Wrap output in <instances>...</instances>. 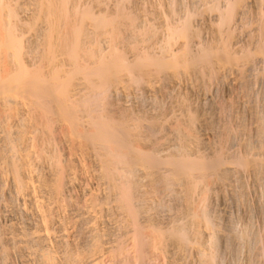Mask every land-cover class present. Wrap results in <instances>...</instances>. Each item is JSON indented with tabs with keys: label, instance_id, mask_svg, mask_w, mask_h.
<instances>
[{
	"label": "bare ground",
	"instance_id": "bare-ground-1",
	"mask_svg": "<svg viewBox=\"0 0 264 264\" xmlns=\"http://www.w3.org/2000/svg\"><path fill=\"white\" fill-rule=\"evenodd\" d=\"M0 264H264V0H0Z\"/></svg>",
	"mask_w": 264,
	"mask_h": 264
}]
</instances>
